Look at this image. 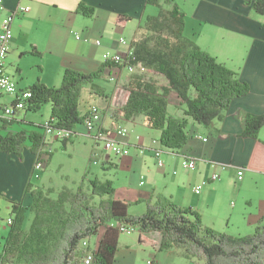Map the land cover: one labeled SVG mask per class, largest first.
<instances>
[{
    "label": "crops",
    "instance_id": "1",
    "mask_svg": "<svg viewBox=\"0 0 264 264\" xmlns=\"http://www.w3.org/2000/svg\"><path fill=\"white\" fill-rule=\"evenodd\" d=\"M174 1L185 10V34L201 48L211 46L203 44V39L214 31L223 41L233 36L244 40L245 53L240 78L250 85V92L235 98L224 117L209 126L189 118L190 137L187 144L177 151L162 145L163 166L157 164L152 152V140H159L160 132L148 127L143 115L140 123H135L132 117L125 118L121 122L123 125H117L127 127V135L119 136L116 129L111 127L112 121L118 118L116 112L127 100L126 89L131 73L103 60L107 50L122 53L127 50L132 40L123 45L120 38L124 37L120 33L134 18L138 19V26L144 22L149 14L146 0H3L5 9L0 13L15 9L20 4L30 6L27 12L14 18V37L5 60V72L13 76L18 89L22 90L29 89L38 81L48 86H60L66 68L93 72L104 65L102 77L96 80L98 87L94 89L85 85L81 89L79 109L85 115L90 106H99L103 112L101 125L105 132L111 129L109 136L127 143L130 148V153L122 158L101 151L103 170L111 166L115 170L112 171L118 174L123 165L122 171L127 175L124 181L112 179L116 187L114 197L131 202L132 208L140 207L137 214L145 211L147 201H154L159 196L168 197L181 207H192L198 211L203 223L209 227L234 235H245L259 224H264V195L252 209L248 206L251 199L246 191L252 183L264 190V149L259 148L254 153L255 138L243 136L246 115L264 113V19L253 11L250 4L253 0ZM80 2L93 6L94 15L84 17L77 13ZM119 14L131 18L123 20ZM34 50L40 51V54L32 53ZM123 84L126 99L121 106H117L112 96L114 90ZM13 101V95H0V114L2 107ZM183 106L181 99L171 93L169 114L184 116ZM28 113L26 109L19 110L11 117L31 124L41 123ZM2 121L0 117V125ZM18 125L25 127L26 124ZM132 128L144 130L138 134L143 136L137 141L129 134ZM77 132L71 136L66 150L74 146L76 141L87 143L88 138L94 141L91 150L94 155L95 150L99 149V141L90 136L82 124ZM259 138L264 142V126ZM51 140L53 145L58 142ZM58 143L63 147V143ZM186 156L196 158V168L183 167ZM35 162L36 155L27 147L23 149L22 157L0 150V246L10 229L7 218L11 216L13 202H23L26 206L31 202L30 195L26 193L28 184L54 187L42 183L44 172L40 178L34 179ZM222 162L231 166L221 169L217 163ZM238 169H243L241 180L237 176ZM214 172L220 173L221 177L217 181H211ZM86 173L84 176H87ZM203 181L206 183L201 192H195V187ZM92 240L97 242L98 238ZM160 243L161 234L158 231L122 232L114 264H137L139 258L146 263L151 259L156 264L196 263V259L185 257L177 247L161 250Z\"/></svg>",
    "mask_w": 264,
    "mask_h": 264
},
{
    "label": "trees",
    "instance_id": "2",
    "mask_svg": "<svg viewBox=\"0 0 264 264\" xmlns=\"http://www.w3.org/2000/svg\"><path fill=\"white\" fill-rule=\"evenodd\" d=\"M158 12L147 14L130 43L131 64H140L144 72H132L127 83V100L118 112L126 119L144 116V123L160 132L165 148L181 150L188 142L189 118L209 126L224 117L233 100L250 92V85L209 51L185 34V10L174 0H146ZM255 13L264 16V0L250 2ZM94 7L80 2L77 13L94 15ZM123 20L131 17L119 14ZM264 25V22H263ZM32 53L40 54L34 50ZM104 73V65L93 72L66 68L60 86L36 82L29 89L32 98L28 112L50 105V117L58 129L75 130L86 114L79 109L81 89ZM156 75L166 79L160 83ZM175 93L184 105V116L168 112L169 96ZM15 124H26L15 130ZM264 126V113H248L243 136L255 138L254 153L264 149L259 138ZM43 128V129H42ZM45 123L31 124L5 118L0 125V150L22 157L27 147L38 155L44 147ZM70 139L63 141L66 148ZM52 153L48 160H50ZM252 164L249 163V168ZM263 171V170H260ZM88 189L28 184L31 202H13L12 224L0 246V264H80L88 251L82 241L97 237L94 264H114L121 225L140 232H160L161 250L177 247L187 258L199 264H264V224L245 235L226 233L205 225L200 213L192 207H181L168 197L159 196L146 202L140 214L130 211L132 203L115 198L112 179L95 177ZM93 242V241H90Z\"/></svg>",
    "mask_w": 264,
    "mask_h": 264
},
{
    "label": "built area",
    "instance_id": "3",
    "mask_svg": "<svg viewBox=\"0 0 264 264\" xmlns=\"http://www.w3.org/2000/svg\"><path fill=\"white\" fill-rule=\"evenodd\" d=\"M5 7L3 5V0H0V11H4ZM30 9L29 5L20 4L17 8L9 10L6 13H0V95H13L14 101L11 104L4 105L2 107V112L0 117L5 119L13 116L16 111L24 110L27 107V102L32 98V91L30 89H18V83L13 79V76L5 72V60L10 51V41L14 37L13 33V21L18 15L27 12ZM120 41L123 45L127 44L128 41L125 38H120ZM98 44L100 41L97 42ZM128 48L125 52H115L107 50L104 52L103 60L106 63L116 64L123 69L128 70L129 72H144L145 69L140 64H131L130 59L133 54V49L128 44ZM113 79V78H112ZM102 109L97 105H92L88 108L86 113V118L83 120L82 125L88 130L89 135L92 136L96 141H103L105 152L108 154H113L115 156H125L130 153V148L127 143H121L114 137L109 136L105 132L104 127L101 125L102 119ZM45 138H44V147L40 149L38 155L36 156V162L33 167L34 179L41 177L46 163L50 157V154L53 152L54 145L51 139L58 140V142L63 143V141L70 139L72 135H76L77 129L67 130V129H58L54 127V122L47 120L45 122ZM117 134L119 136H124L128 134L127 127H117ZM205 139V138H204ZM153 155L157 159V164L159 166L164 165V161L161 158V153L163 152V146L160 141L157 139L152 140ZM143 151V150H142ZM221 169H227L231 164H226V162L217 163ZM182 165L186 169H193L197 167V160L195 157L186 156L182 162ZM237 176L241 180L243 178V169H238ZM220 173L214 172L211 175V181H217L220 179ZM206 181L198 184L195 187V192L200 193L203 185ZM1 219V216H0ZM7 222L12 224V217L7 218ZM120 229L122 232H134L139 231L135 227L130 225L125 227L121 225ZM84 239L82 241L83 247L88 251L81 259L80 264H94L95 260V249L97 247L96 240ZM147 264H156L153 260H147Z\"/></svg>",
    "mask_w": 264,
    "mask_h": 264
},
{
    "label": "rangeland",
    "instance_id": "4",
    "mask_svg": "<svg viewBox=\"0 0 264 264\" xmlns=\"http://www.w3.org/2000/svg\"><path fill=\"white\" fill-rule=\"evenodd\" d=\"M148 12L149 14L154 13L156 14L158 12L157 8L154 7V5H148ZM257 16L261 17V19H264V16H261V14L255 13ZM138 19L134 18L130 22H128V25L121 31V35L127 40L131 41L133 38V33L135 32L136 28L138 27ZM211 36L205 35L203 39V44H209L211 46L204 47L202 49L209 51L214 56H216L219 60V62L225 63L227 66H229L230 69H233L236 71L240 76V71H242V64L244 62V45L245 42L239 37L233 36L231 39L228 37L224 41L221 40L219 37L220 35H216L214 32H209ZM191 38V37H190ZM193 39V38H192ZM131 73V72H130ZM120 76V75H119ZM118 76V78H119ZM157 80L160 83H165L166 79L161 75L155 76ZM117 82V81H116ZM6 96V95H5ZM114 102H116L117 106H121L123 102L126 99V92L123 86H119L118 89L114 90V94L112 96ZM50 105L45 104L42 105V107L36 111V112H29L28 114L30 116H33L32 118L36 120L37 122H41L44 124L45 120L50 117ZM23 112H20V114ZM19 114V115H20ZM118 114V118L114 119L112 121V128L117 127V125H123L121 122L125 119L122 115L120 117V114ZM109 118L106 119L108 121ZM133 120H135V123H140L141 120H143V116L139 115L137 117H133ZM120 120V121H119ZM28 129L33 128L30 126L25 125ZM22 126L15 124L14 129L18 130L21 129ZM43 129V128H42ZM111 129L106 130L108 133ZM144 130L141 128H132L129 131V134H131L132 137L137 141L139 137L138 134L143 132ZM146 133V132H145ZM144 134V133H143ZM76 141V144L74 146H71L69 149L66 150V148L62 147L60 143L57 141L54 143L55 148H53V152L51 155L50 160L47 161L44 174L41 179L42 183L44 185H52L53 188L60 190L63 186H69L72 189H77L79 186V183L82 182V186L84 189H88V181L90 178H94L95 176H98L99 178H102V180H105L107 178L109 179H116L117 181H124L125 177H127L125 171H122L121 169L118 171V174H115L111 166H109L106 170H103L102 168V152L104 153V145L103 141H99V149L95 150L96 152L94 155L92 154L91 150L94 146V141L91 139H86L87 143H84L83 141ZM102 151V152H101ZM109 156L113 154H108ZM123 156H121L122 158ZM96 161V162H95ZM46 170V172H45ZM113 170V171H112ZM87 171V173H86ZM86 173L87 176H84ZM117 175V176H116ZM116 181V182H117ZM114 183V182H113ZM42 186V185H41ZM247 193L249 194V198L251 199L248 203V206L253 209L254 206H256V203L259 201V199H262V196L264 195V190L261 188V186H257L255 183H252L247 188ZM140 207H131L130 211L133 214H137ZM254 231V230H253ZM250 231V232H253ZM122 233V232H121ZM135 234V233H134ZM196 263L193 264H199L200 260L196 259ZM137 264H147L145 260H141V258L138 259Z\"/></svg>",
    "mask_w": 264,
    "mask_h": 264
}]
</instances>
